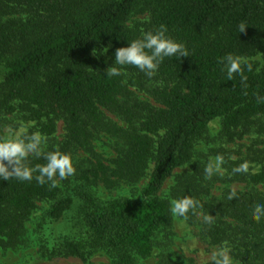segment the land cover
Masks as SVG:
<instances>
[{"label": "trees", "instance_id": "16d2710c", "mask_svg": "<svg viewBox=\"0 0 264 264\" xmlns=\"http://www.w3.org/2000/svg\"><path fill=\"white\" fill-rule=\"evenodd\" d=\"M140 15L147 21L130 25ZM241 22L247 26L243 33ZM160 25L190 56L165 58L160 64L155 77L164 84L152 89L160 104L154 107L135 98L123 74L107 78L109 61L92 55L110 44L114 60L117 48ZM227 54L246 61L245 80L238 74L228 80L221 71L219 61ZM259 54L264 59V0H0V110L21 104L32 119L47 120L40 129L45 136L54 134L62 119L65 138L46 151L71 154L75 167L81 161L79 179L89 186L113 190L135 185L154 165L142 201L117 199L102 205L88 199L81 209L88 235L83 240L61 236L60 256L91 264L94 253L105 252L113 264H139L152 255L156 234L171 223V203L160 193L175 170L192 161L195 144L210 124L221 120L223 136L234 141L264 118V64L252 60ZM122 69L147 77L132 66ZM100 134L115 140L117 157L111 162L95 149ZM221 155L226 173L205 180V164H195L177 177L171 197L199 202L201 207L184 219L210 246L229 248L240 264H264V219H251V209L264 204V150L247 159L262 165L257 172L233 174L240 163L225 151ZM43 163L31 159V166ZM217 183L226 184L220 196L213 194ZM234 183L244 188L232 189ZM233 190L237 196L229 200ZM60 192L59 186L35 179L0 180V247L19 245L38 201L54 202L49 212L53 222L69 219L76 199L60 198ZM205 215L213 217L211 224L204 223Z\"/></svg>", "mask_w": 264, "mask_h": 264}, {"label": "rangeland", "instance_id": "374dc122", "mask_svg": "<svg viewBox=\"0 0 264 264\" xmlns=\"http://www.w3.org/2000/svg\"><path fill=\"white\" fill-rule=\"evenodd\" d=\"M19 16H13V18ZM20 18H25L21 16ZM148 17L144 15L135 16L131 19L130 25L138 22L147 21ZM112 45L103 48L101 54L93 53V59L109 61L110 66L114 63L109 56ZM260 65L264 64L263 57L259 54L254 59ZM126 82H130V89L136 99L141 102L151 104L154 107H160L152 95V89L162 87L164 84L155 76L152 78L137 76L124 69H121ZM133 82V83H132ZM13 110L4 108L0 110L1 132L6 134L7 128L12 126L19 128L25 126L27 132L39 131L41 125L47 120L37 121L31 118L30 113L24 111L21 104L14 103ZM105 114L121 126H127L116 114L104 110ZM57 128L51 136L47 138V145H58L65 138V124L62 119L57 120ZM264 127V118L255 121L251 130L244 134L242 138L229 141L222 134L221 120H216L210 124L206 133L201 137L194 147L193 159L190 163L175 170L172 177L165 183L160 197L171 202L172 188L176 185L177 177L185 172H191L195 164H205L210 158L221 155L226 152L231 161L244 163L247 162L249 170L257 172L262 165L258 162L247 161L248 157L253 158L260 150H264V132L260 128ZM2 135V136H3ZM95 149L105 160H111L117 157L115 151V140L105 134H100L94 142ZM259 150L258 152H255ZM85 157L81 154V158ZM225 160V159H224ZM81 162V161H80ZM80 162L76 163V173L63 181H59L60 198L71 197L76 199V207L70 218L62 223H55L49 217L53 201H38L37 208L25 224L24 235L16 248L0 247V264H81L75 257H63L59 255L61 246L60 237L68 234H74L78 239L87 237L86 228L82 224L81 209L87 204L88 199H95L98 203L106 205L117 199H131L142 201V190L147 185L154 165L151 164L147 176L135 185L122 184L116 189L107 190L101 186H89L79 179ZM226 163V161H225ZM225 163L223 165L224 173ZM226 184L217 183L213 189V194L220 196ZM232 189H243V183H234L229 185ZM155 248L152 255L147 259H139V264H160L164 260H172L178 264H188L193 260L194 264H210V254L216 248L210 246L200 236L198 228L191 226L184 218L173 217L171 214V223L163 228L155 236ZM91 264H113L110 256L105 252L94 253L90 257ZM234 264H240L234 261Z\"/></svg>", "mask_w": 264, "mask_h": 264}, {"label": "clouds", "instance_id": "9594fccd", "mask_svg": "<svg viewBox=\"0 0 264 264\" xmlns=\"http://www.w3.org/2000/svg\"><path fill=\"white\" fill-rule=\"evenodd\" d=\"M247 26L244 22L239 24V32H245ZM168 29L160 25L154 31H146L141 37L129 42L127 47L117 48L114 53V63L106 69V77L120 76L121 69L132 66L152 78L158 72L160 64L165 58L175 57L180 59L188 57L187 47L167 35ZM222 65L221 71L226 74L228 80H233L234 75H240L242 81L246 79L243 75L244 61L241 57L227 54L219 61ZM251 70V65H247ZM47 138L39 131L28 133L25 126L14 128L9 126L6 134L0 136V180L9 181H31L35 179L40 185L46 183L50 187L58 186L59 181L72 177L76 173V167L71 154L60 150L46 151ZM43 159L45 163L31 166V159ZM225 163L222 155L210 158L204 166V179L211 180L216 175H223ZM249 165L241 163L232 169V173H247ZM36 174V175H34ZM235 190L230 192L228 199L236 198ZM170 212L173 217L187 219L190 212L195 213L199 202L185 196L174 199L171 202ZM251 219L260 222L264 219V204H256L251 209ZM203 221L206 224L213 222L211 215H205ZM210 264H234L229 248L219 246L210 254Z\"/></svg>", "mask_w": 264, "mask_h": 264}]
</instances>
